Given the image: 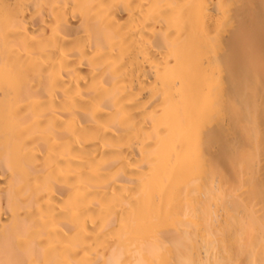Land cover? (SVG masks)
<instances>
[{"label": "bare ground", "instance_id": "bare-ground-1", "mask_svg": "<svg viewBox=\"0 0 264 264\" xmlns=\"http://www.w3.org/2000/svg\"><path fill=\"white\" fill-rule=\"evenodd\" d=\"M264 264V0H0V264Z\"/></svg>", "mask_w": 264, "mask_h": 264}, {"label": "clouds", "instance_id": "clouds-1", "mask_svg": "<svg viewBox=\"0 0 264 264\" xmlns=\"http://www.w3.org/2000/svg\"><path fill=\"white\" fill-rule=\"evenodd\" d=\"M128 254L131 257L130 264H146L139 250L130 247ZM122 257L123 252L121 250H113L109 256L107 264H121Z\"/></svg>", "mask_w": 264, "mask_h": 264}]
</instances>
